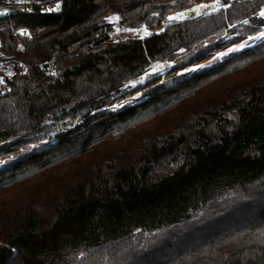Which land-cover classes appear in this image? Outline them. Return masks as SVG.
I'll return each instance as SVG.
<instances>
[{"label":"trees","instance_id":"trees-1","mask_svg":"<svg viewBox=\"0 0 264 264\" xmlns=\"http://www.w3.org/2000/svg\"><path fill=\"white\" fill-rule=\"evenodd\" d=\"M211 1L60 0L49 16L0 0V54L21 66L0 155L54 140L0 169V264H264V42L201 67L264 29V0L160 29ZM108 13L160 30L111 42Z\"/></svg>","mask_w":264,"mask_h":264},{"label":"rangeland","instance_id":"rangeland-1","mask_svg":"<svg viewBox=\"0 0 264 264\" xmlns=\"http://www.w3.org/2000/svg\"><path fill=\"white\" fill-rule=\"evenodd\" d=\"M224 1H228L231 4L233 1L251 2L253 0H212L211 2H203L200 4H196L191 8L182 10L180 12H176L166 17L160 29L164 30L168 25L172 23L182 22L187 19H197L204 15H210L216 13L223 8H228L230 5L226 6ZM191 11H194L196 13L191 14ZM262 11H264V5L261 6L260 11L258 12V16L264 19V17H261L260 15ZM104 19H105V23L111 26V30L108 32L109 41L111 42H118L120 40H124L128 38L144 39L148 37L151 34V32L160 30L157 27L152 28L150 27V25L147 24H142L135 27L122 26L119 23V17L112 13L106 14L104 16ZM28 37H30V33ZM262 42H264V29L259 34H256L254 36H249V38H247V40H245L244 42L233 45L232 47H229L227 50L217 54L215 57L211 59L209 63L204 64L201 67L212 65L231 53H235L244 49L251 48ZM172 65H173L172 61L153 63L141 77L131 81L129 85L131 86V88H135L139 84H143L151 75L154 74L163 75L168 70H170ZM195 69H197V67H190L186 70H183L182 73ZM20 72H21V66L17 64L16 61H14L13 57L3 56L0 54V80L1 81L3 80L2 82L0 81V89H1L0 94L3 95L4 93L9 91L7 82L10 81L12 78L16 77ZM139 96L140 95H135L132 97V99ZM53 135L54 134H52V136ZM53 141L54 140L52 138L49 139L48 136L44 140L29 143L27 146L21 148L20 150H17L15 153L8 152L9 154H1L0 161H2L3 163H0V169L5 167L7 164H9L11 160L25 156L27 155V153L33 150L44 148L52 144Z\"/></svg>","mask_w":264,"mask_h":264},{"label":"built area","instance_id":"built-area-1","mask_svg":"<svg viewBox=\"0 0 264 264\" xmlns=\"http://www.w3.org/2000/svg\"><path fill=\"white\" fill-rule=\"evenodd\" d=\"M6 5L16 6L22 12L39 11L42 14H51L60 8V0H1ZM22 36L28 37L29 31H20Z\"/></svg>","mask_w":264,"mask_h":264},{"label":"water","instance_id":"water-1","mask_svg":"<svg viewBox=\"0 0 264 264\" xmlns=\"http://www.w3.org/2000/svg\"><path fill=\"white\" fill-rule=\"evenodd\" d=\"M225 2V5L226 6H228V5H230V2H228V1H224ZM63 12V5H60V8L57 10V11H55V12H53V13H51V14H48L49 16H58V15H60L61 13ZM187 20H191V19H187ZM3 58H5V57H3ZM3 81V80H2ZM0 96H2V94H0Z\"/></svg>","mask_w":264,"mask_h":264},{"label":"snow or ice","instance_id":"snow-or-ice-1","mask_svg":"<svg viewBox=\"0 0 264 264\" xmlns=\"http://www.w3.org/2000/svg\"><path fill=\"white\" fill-rule=\"evenodd\" d=\"M260 15H261V17H264V11H262V12L260 13ZM0 163H3V162L0 161Z\"/></svg>","mask_w":264,"mask_h":264},{"label":"bare ground","instance_id":"bare-ground-1","mask_svg":"<svg viewBox=\"0 0 264 264\" xmlns=\"http://www.w3.org/2000/svg\"><path fill=\"white\" fill-rule=\"evenodd\" d=\"M195 11H196V10H195ZM195 13H196V12H194V11H191V14H195ZM193 16H194V15H193ZM193 16H192V17H193ZM0 91H1V89H0Z\"/></svg>","mask_w":264,"mask_h":264},{"label":"flooded vegetation","instance_id":"flooded-vegetation-1","mask_svg":"<svg viewBox=\"0 0 264 264\" xmlns=\"http://www.w3.org/2000/svg\"><path fill=\"white\" fill-rule=\"evenodd\" d=\"M1 81V80H0ZM2 82V81H1Z\"/></svg>","mask_w":264,"mask_h":264}]
</instances>
